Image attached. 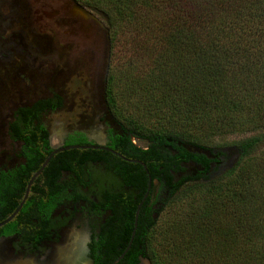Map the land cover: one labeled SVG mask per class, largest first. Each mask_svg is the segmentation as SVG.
Instances as JSON below:
<instances>
[{
  "label": "trees",
  "instance_id": "trees-1",
  "mask_svg": "<svg viewBox=\"0 0 264 264\" xmlns=\"http://www.w3.org/2000/svg\"><path fill=\"white\" fill-rule=\"evenodd\" d=\"M79 1L107 17L106 100L117 121L110 130L112 146L145 162L153 179L134 242L117 264H131L137 242L148 247L155 264H166L165 259L170 264H264V150L257 152L264 133L237 142L240 157L217 176L211 175L225 151L210 143L217 135L264 130V0ZM39 116L24 113L11 127L12 136L32 141L25 154L41 157L37 166L38 161L29 164L28 175L51 152ZM133 137L146 140L147 147L136 145ZM58 154L67 158L53 167L85 174L87 196L126 204L122 211L129 213L130 228L121 248L113 243L115 255L105 263L110 264L129 245L148 173L142 164L103 149L70 148L54 157ZM36 192L28 198L42 194ZM165 194L171 202H184V213L169 215L162 224L165 208L156 207L154 220L146 222L144 210H153L147 204ZM23 197L24 192L18 194L16 207ZM159 227L169 248L163 256L156 247ZM139 234L144 241L137 240Z\"/></svg>",
  "mask_w": 264,
  "mask_h": 264
},
{
  "label": "flooded vegetation",
  "instance_id": "flooded-vegetation-1",
  "mask_svg": "<svg viewBox=\"0 0 264 264\" xmlns=\"http://www.w3.org/2000/svg\"><path fill=\"white\" fill-rule=\"evenodd\" d=\"M77 8L83 13L76 12ZM104 17L103 12L79 0H0V130L4 131L0 133V222L17 209L21 203L16 207L18 194L24 192L25 196L32 177L45 162L30 172L26 183L29 164L38 161L37 166L41 157H28L24 146L32 141L11 135V127L22 114L40 115L47 130L49 155L60 147L81 145L78 148L103 149L125 158L112 146L110 130L117 121L106 100L111 46ZM91 97L102 100V115L90 116L89 109L82 116L77 109L74 113L79 118H73L70 126L63 124L65 129L56 132L60 143L54 145L47 116L67 109L71 98L75 109ZM97 121L105 123V136L94 132L91 124ZM83 140L88 143H81ZM55 154L51 168L34 178L28 197L33 189L42 194L27 197L15 217L0 225V258L33 257L39 264H105L115 255L113 243L121 248L124 230L130 228L129 213L122 211L126 204L87 196L89 189L82 183L87 180L85 174L65 168L57 171L55 161L67 156ZM147 205L153 209L143 212L149 223L156 216L158 203ZM133 224L135 229V221ZM137 240L144 241L145 236L139 234ZM130 253L131 264H143L144 260L155 264L143 244L137 242Z\"/></svg>",
  "mask_w": 264,
  "mask_h": 264
},
{
  "label": "rangeland",
  "instance_id": "rangeland-1",
  "mask_svg": "<svg viewBox=\"0 0 264 264\" xmlns=\"http://www.w3.org/2000/svg\"><path fill=\"white\" fill-rule=\"evenodd\" d=\"M105 18V19H104ZM103 18L105 25L108 27V23H107V17L105 15V17ZM109 36V37H108ZM107 42L109 45L110 42V35H109V29L107 30ZM122 88V87H121ZM120 88V94L121 91L123 89ZM123 92H125L123 90ZM119 93V91H118ZM127 94V91H126ZM124 100V98H123ZM126 102V101H125ZM102 100L99 97H91V98H86L84 102H82V104H80V107L73 109L75 106V103L72 101V98L68 101L67 103V109H61L60 111L54 112L52 114H50L49 116H47L46 118V122L49 125L50 129L52 130V133L54 134L53 136V144L54 145H58L60 143V139L57 138V134L56 132H58L59 130H62L63 128L65 129V126H70L68 125L69 122L73 121V118L78 119L79 117L78 114L76 116V114L74 112L77 111V109H80L82 116L83 113L87 114V112L89 113L90 110L92 115L90 114V116H93L95 118H99L102 115L103 112V108L104 106L101 104ZM90 109V110H89ZM79 113V112H78ZM109 119V118H107ZM67 123L65 126L63 124ZM91 126L94 129V132H99L100 134H102L103 136H105V130H106V125L104 122L101 121H97L93 124H91ZM69 128V127H68ZM92 129V128H91ZM68 130V129H67ZM261 132V133H259ZM0 133L3 134L4 131L0 130ZM264 133V130L261 131H246V132H235V133H227V134H223V135H217L213 140H210L212 143L211 145L213 147H219L220 149H222L223 151H225V155H223L222 159H221V165L219 167L218 170H215L211 176H217L219 173L223 172L224 170H226L227 168H230L232 165H234L236 163V161L238 160V158L240 157V152L238 149V146H236V143L239 142L240 140L250 137L252 135H257V134H262ZM133 142L136 143V145L140 146V147H147V141L143 140L141 138H134L133 137ZM264 150V142H262L258 148H257V152H260ZM155 185L157 187H159V183L158 181H155ZM156 190V191H157ZM155 199V198H154ZM176 202H171V198L165 194L163 196L160 197L159 201H158V205L157 207H160L162 209V207L165 208V210H163L162 212V216H161V222L162 224L164 223L165 220L169 219V215L173 217H176L177 215H181L184 213V210L182 212V207H184V205H186L184 202L182 203L180 200H175ZM162 227H159L156 232H158L159 230H161ZM157 238V245L159 247H157V251L159 256H163L165 255V252L169 253V248H167L166 244H164L165 242V235L162 234L161 232H158L157 235H155ZM166 253V254H167ZM168 262H165L166 264H170L169 260H166ZM143 264H148L147 261L144 260ZM175 264V262H174Z\"/></svg>",
  "mask_w": 264,
  "mask_h": 264
},
{
  "label": "water",
  "instance_id": "water-1",
  "mask_svg": "<svg viewBox=\"0 0 264 264\" xmlns=\"http://www.w3.org/2000/svg\"><path fill=\"white\" fill-rule=\"evenodd\" d=\"M79 7V5H77ZM81 7V6H80ZM83 8V7H82ZM76 12L78 13H83L81 11V9L77 8L76 9ZM108 70H109V67H108ZM78 147H82L81 145H70V146H64V147H60L58 149H55L49 156L48 158L45 160V162L43 163L42 167L35 173V175L32 177L29 185H28V188H27V191H26V194L23 198V200L21 201L20 205L17 207V209L7 218L5 219L4 221L0 222V225H3L7 222H9L12 218L15 217V215L19 212V210L22 208V206L24 205L27 197H28V194H29V191H30V187H31V184L34 180V178L40 174L42 172V170L45 168V166L47 165V163L49 162V160L51 159V157L53 156L54 153H57L61 150H64V149H70V148H78ZM83 147H91V146H83ZM126 158V157H125ZM130 161H133V162H138L140 164H142L145 168V170L148 172V175H149V182H148V188H147V191L144 195V198L141 200V202L139 203L138 205V208L136 210V215H135V229L133 231V235H132V238L130 240V243L128 245V247L126 248V250L121 254V256L113 263V264H116L123 256L124 254L126 253V251L129 249V247L131 246V243H132V240L134 238V235H135V232H136V227L138 225V218H139V212H140V209H141V206L142 204L144 203V201L146 200V198L148 197L149 193H150V190L152 188V183H153V179H152V175L150 174L149 170H148V167L146 165L145 162L139 160V159H130V158H126ZM0 264H39V262L33 258V257H23V256H18V257H15L13 259H2L0 258Z\"/></svg>",
  "mask_w": 264,
  "mask_h": 264
}]
</instances>
